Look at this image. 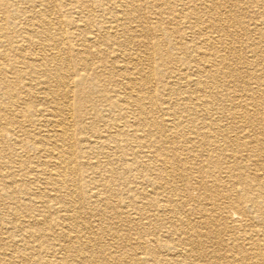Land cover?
Wrapping results in <instances>:
<instances>
[{
    "label": "bare ground",
    "instance_id": "6f19581e",
    "mask_svg": "<svg viewBox=\"0 0 264 264\" xmlns=\"http://www.w3.org/2000/svg\"><path fill=\"white\" fill-rule=\"evenodd\" d=\"M75 1L90 36L63 56L49 0H0L2 24L27 14L18 37L51 50L56 67L24 56L0 75V264H98V234L116 241L145 223L151 239L158 221L167 235L128 264H264V9L241 18L244 0ZM145 3L173 29L150 26ZM147 36L158 38L151 53ZM161 108L167 120L153 116ZM118 170L134 215L116 198Z\"/></svg>",
    "mask_w": 264,
    "mask_h": 264
},
{
    "label": "rangeland",
    "instance_id": "374dc122",
    "mask_svg": "<svg viewBox=\"0 0 264 264\" xmlns=\"http://www.w3.org/2000/svg\"><path fill=\"white\" fill-rule=\"evenodd\" d=\"M242 3L243 4H239V8L236 9L238 12L240 11L241 18L243 17L244 13H257V12L259 13L264 9V5L261 2H253L252 0H247V1L244 0V1H242ZM247 3H249V4H247ZM15 5H16V3H15ZM49 5H50V9H52L51 12H49V13H50V15L52 14V16H51L52 22L55 23L52 27L50 26L51 27L50 30H51V32H53L52 36H54V41L56 42L55 44L60 45V43L63 42L62 45H60V47L62 49V55L63 56H65V53L67 52L69 47L71 48V51L73 53H76L75 51H77L81 48V44L79 42V35H82V36L86 35L88 37L90 36L88 34H83L82 32H84V31L80 32V30H79L80 29L79 27L81 25H83V23H85L84 15L81 13V10L79 9L75 0H49ZM22 6L23 5L19 2L18 7H22ZM26 7L27 6L24 5V7H23L24 11L26 10ZM140 7L142 8L143 11L146 12V16L148 17V24H150V26L156 25V21L159 20L160 22L164 21V23L161 22V25L163 27L170 28V31L173 29V26L170 27L169 23H167V21H170V15L169 14H162L161 12L163 11V8H161V6H159V4L145 3V4H142ZM95 10H96L95 14L100 11L99 8L98 9L95 8ZM68 16L70 17L71 22L68 21V19H67ZM26 18H27V14L21 15L17 20V26L14 24L11 25L10 26L11 30H10V29H7L6 23L2 24L4 22L2 19V12L0 11V75H6L5 77H7V78H10L8 76H11L12 74L15 75V73L13 72L14 70H18L19 68L24 66V62H20V64H19L18 61H16V59H20V61H21L22 58H25V57H29L31 59L34 58L35 60H33V59L32 60L36 64L37 63L44 64L45 68H47V69L50 68L52 71L56 69L55 64L50 62V60H49L50 58H46L47 56H45V55H47V53L51 54V50H48V51L46 49L40 50V45H39V48L37 45H34V47L33 46L29 47L28 43L24 42L20 36L18 37V33L24 31L23 23L27 22ZM78 18H81L83 21H77ZM95 18H97V17H95ZM75 19H76L77 23L74 26L73 21ZM60 25H62V26H60ZM182 30H184L183 26L180 27V31H182ZM10 36H13L12 42L8 41V38ZM21 36H23V35H21ZM146 38L149 39L148 52L151 53L152 49H153V43L156 42L158 40V38L156 36H152V37L147 36ZM244 38H241V40H240L242 43L245 41ZM50 42H52V41H50ZM88 45L90 46V44H88ZM13 46H14V49H11L10 47H13ZM16 46H19V53L15 52ZM72 48L75 51H73ZM64 50H65V52H64ZM101 50L102 51L105 50V47H103ZM108 51L109 50H107V52ZM13 58L15 59V61L12 63ZM106 59L108 60V58H106ZM152 60H153L152 62L154 64H157L160 62L159 56L156 54L152 55ZM70 71H73V70L70 69ZM74 71H76V70H74ZM155 88H156V86H154V89ZM232 95H233L232 92H230L229 95H226L229 100H226L225 102L229 103L230 99L235 100V98ZM226 96H224V98ZM0 97H2L1 94H0ZM70 99H71V96H70ZM171 99H173V98H171ZM165 101L168 102V99L163 98V100H159L157 103L160 106H162L161 103H164ZM236 102H237V100H236ZM164 105H165V103H164ZM157 110H158V108H157ZM157 110L154 111V113H152V114H154L153 116L155 118H157L159 121H162L161 119H166V120L168 119L167 115H164L163 108H161V111H157ZM219 110H221V106L216 111H219ZM221 112H223V111L221 110ZM223 113L224 114L222 115V117H227L230 115V113H228V112H226L227 114L225 112H223ZM107 147H109V146H107ZM109 150H110L109 154L113 153V151H111V149H109ZM76 152L78 153L79 151H76ZM115 152H117L119 155H123L121 150H119V151L116 150ZM5 154H6V157H5L6 162H10V161L15 159V156L11 157V153L8 152L7 148H5ZM15 154H16V152H15ZM109 154L105 156V158H104L105 161L106 160L109 161L108 160ZM34 155L30 149H29V151H26V162L29 165H30L29 158L34 156ZM8 156H9V158H8ZM128 159L129 158H126V160H128ZM18 161H19V159L13 161V165H15ZM77 161H80V160L77 159ZM91 161L94 162L95 160H91ZM223 166H224V164H223ZM118 171H120V174ZM118 171H117V175L119 177H121L122 180L119 179L118 182H116V184H117L116 189L121 190L120 195H118V197H116V198L119 200H125L126 204L124 206L123 211L126 213L134 215V211H135L134 207H136L137 204H139L137 202V198H135V197L131 198L130 196L134 195V192L131 190H128L127 188L125 190H123L124 188H123V186H121V184H126L127 180L129 179V178H127L129 175L124 174L122 170H118ZM233 172L243 173L242 179H244L245 181L253 180V178H254L253 174L248 173V172L246 173L245 171H233ZM103 174H104V172H103ZM121 175L123 176V178ZM222 175L223 174L216 175L217 177L212 176V177H210V180L215 179L214 181H218V182H219V180L223 181L225 179V177ZM80 176H81V181H82L84 179V177L82 176L81 173H80ZM31 178H35L34 175ZM98 178H100L99 175H98ZM32 181L33 182L31 183V185H34L33 187H35L36 184H40L39 179H38V181H36L35 179H32ZM238 182H239V179H238V181L236 179L235 184H238ZM118 183H119V185H118ZM123 192H125V193H123ZM130 201H132V202H130ZM135 202H137L135 205L129 204V203H135ZM157 223L159 225V226H157V228L156 227H150L152 230L149 229L150 231L155 230L153 233L154 236L151 235L152 236L151 239H149L150 236H146V234H145V232H148V231H146L147 230L146 228H149V227H146L145 223H144L145 226L142 225L143 227L136 228L135 230L130 229L129 227H127L125 230H121L119 232V234H121L122 237H120V239L117 238L116 241H115V239H112L111 236H106V235L101 236L100 234H98L97 240L101 243L103 242L104 244H107V248L105 250H101V251H100V249L95 250L96 252L93 254L94 261H96V263H98V264H128V259L132 260V258L139 256L140 253L143 251V249L150 246V244L152 243V241H151L152 239H155V238L163 239L164 238L163 235H167L169 228L164 226L161 221H158ZM104 238H106V239L104 240ZM108 244H110V246ZM140 244L141 245L143 244L142 245L143 247ZM101 254H102V256H101ZM141 255L144 258L146 257L143 254H141ZM114 257H117L118 260L112 259ZM98 260H100V261H98ZM101 260L104 262L100 263ZM146 263L151 264V262L149 260H146L141 264H146ZM130 264H132V263H130Z\"/></svg>",
    "mask_w": 264,
    "mask_h": 264
}]
</instances>
